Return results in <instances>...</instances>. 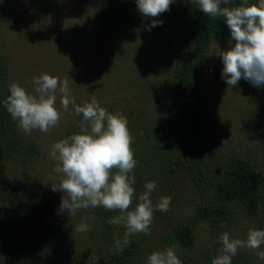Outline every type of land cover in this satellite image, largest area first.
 Listing matches in <instances>:
<instances>
[{
	"label": "trees",
	"instance_id": "1",
	"mask_svg": "<svg viewBox=\"0 0 264 264\" xmlns=\"http://www.w3.org/2000/svg\"><path fill=\"white\" fill-rule=\"evenodd\" d=\"M83 1L91 5V29L98 43L150 38L160 50L156 61L168 79L160 98L154 93L157 85L152 84V78L143 83L141 96L145 104L128 116L136 160L130 174L136 178L133 187H143L154 181L152 175L181 166L191 175L197 191L203 193L202 200L194 213L171 230L158 234L152 221L150 234L132 235L129 245L116 251L115 242L124 235H119L118 225L107 223L113 218V211L98 207L80 212L79 223H88L90 229L76 232L66 222L64 213L58 214V208L43 198L31 181L10 176L0 167V264H147L145 253L168 247H174L182 264H212L222 246L215 242L210 249L198 248L200 224H207L217 239L221 233L231 231L240 212L256 219L261 215L264 226V93L258 89L250 92V104L242 120L243 133L250 141L258 140L263 153L261 161L229 154L220 156L218 164L212 163L205 122L204 73L213 40L231 37L223 17L203 14L195 0H174L170 10L156 18L143 16L136 0ZM241 2L229 0L225 5L221 0V7ZM1 6L0 2V9ZM50 9L56 12L58 6L51 4ZM152 19L162 24L150 28ZM9 86L7 64L0 55V159L13 157L32 162L38 159L41 149L33 138L21 136L16 121L4 107ZM148 107L149 112L141 111ZM80 130L69 129L61 139ZM149 167L153 172L147 175ZM154 238L156 243L148 248V241ZM254 257L252 250L245 249L232 257V264H261Z\"/></svg>",
	"mask_w": 264,
	"mask_h": 264
},
{
	"label": "rangeland",
	"instance_id": "2",
	"mask_svg": "<svg viewBox=\"0 0 264 264\" xmlns=\"http://www.w3.org/2000/svg\"><path fill=\"white\" fill-rule=\"evenodd\" d=\"M0 2L2 4L0 55L7 64L8 84L15 82L33 92L31 86L33 78L47 72L60 80L68 81L77 104L90 102L92 98H96L108 112L123 114L128 125L131 122L128 116L139 112L141 106L145 104V98L141 96L143 83L152 78V84L157 85L156 90H153L158 98L165 92L168 79L163 76L165 72L162 65L156 61L160 50H157L150 38L149 40L145 37L128 38L125 42H112L109 45L98 43L91 29L92 11L88 1L0 0ZM51 4L58 6L56 12L50 9ZM233 44L230 36L215 38L204 73L207 110L205 122L208 139H211L208 146L209 158L214 164H218L220 156L229 154L248 156L260 162L263 154L258 147V140L256 139L257 143L250 141L243 133L245 125L242 120L250 104L248 97L250 92L258 89L264 93V85L256 87L249 81L240 79L236 86H227L221 77L223 63L216 54L219 49L226 50ZM56 97V107L62 113L58 126L51 128L48 133L39 130L25 133L17 126L21 136L31 137L39 143L41 153L38 159L20 162L13 157L1 158L0 167L10 176L31 181L43 198L59 208L63 193L51 190L50 178L59 177L53 172L56 162L50 158V150L67 130L80 129L83 117L82 114L80 116L74 114L72 105H69L65 112L61 107L58 92ZM150 108L141 111L149 112ZM151 172L153 168L149 167L146 173L148 175ZM151 177L157 185L151 194L153 203L163 196L171 197L167 212L154 211L152 221L159 234L171 230L174 225L180 224L194 213L203 193L197 191L191 175L181 166L174 165L173 168H167L166 173ZM134 188L137 196L145 190L144 186ZM137 202L138 200L134 198L133 208ZM86 211L87 209L78 210L74 217H70L66 211L63 213L66 222L74 229L80 224L79 213ZM113 213V217L119 215L118 211ZM261 222V215L256 219L245 212H240L233 228L228 231L230 238L246 239L250 228H264ZM118 226L121 233L119 235H124L125 226L123 224ZM197 238L200 249H210L215 242L222 246L216 234L205 223L197 227ZM154 243L156 238L148 241V248ZM245 249L248 248H239L235 256H239ZM259 251H263V245L253 251V256L264 264V260L259 259L257 255ZM152 252L154 249L144 254L146 260Z\"/></svg>",
	"mask_w": 264,
	"mask_h": 264
},
{
	"label": "clouds",
	"instance_id": "3",
	"mask_svg": "<svg viewBox=\"0 0 264 264\" xmlns=\"http://www.w3.org/2000/svg\"><path fill=\"white\" fill-rule=\"evenodd\" d=\"M174 0H136L138 11L145 17L156 18L169 11ZM203 14L213 18L223 17L231 32L232 47L221 50L218 55L223 63L221 77L227 86H236L240 79L249 81L253 86L264 85V0L249 3L242 0L239 5L221 7V0H195ZM225 5L229 0H223ZM162 24L152 19L151 27ZM29 92L23 85L12 83L9 95L3 101L4 107L17 122L18 128L25 133L39 130L48 133L59 125L62 113L56 107V94H60V104L66 112L73 106L74 114L83 120L80 131L56 141L50 150L54 160L51 190L63 193L58 208L74 217L78 210L103 207L105 210L118 211L119 215L109 219L111 225L123 224L126 228L122 240L115 242L116 251L128 246L129 237L138 233L150 234L154 211L167 212L171 197L163 196L155 204L151 194L157 185L149 181L138 196L135 176L130 175L136 160L132 149V136L128 121L121 113H110L96 98L90 102L77 104L67 80L47 72L34 77ZM138 202L132 207L133 199ZM94 219V217H92ZM90 229L85 222L75 226L82 233ZM218 240L222 252L212 264H232V257L239 248L257 250L264 245V229L250 228L247 238L232 239L228 232L221 233ZM264 260V251L257 253ZM147 264H182L174 247L154 251L147 258Z\"/></svg>",
	"mask_w": 264,
	"mask_h": 264
}]
</instances>
